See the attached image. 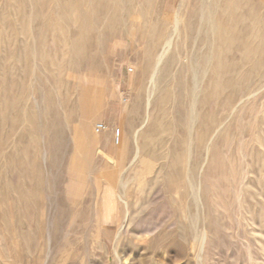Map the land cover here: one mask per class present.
Returning <instances> with one entry per match:
<instances>
[{"label": "rangeland", "instance_id": "obj_1", "mask_svg": "<svg viewBox=\"0 0 264 264\" xmlns=\"http://www.w3.org/2000/svg\"><path fill=\"white\" fill-rule=\"evenodd\" d=\"M227 1L0 0V264H264V0Z\"/></svg>", "mask_w": 264, "mask_h": 264}, {"label": "bare ground", "instance_id": "obj_2", "mask_svg": "<svg viewBox=\"0 0 264 264\" xmlns=\"http://www.w3.org/2000/svg\"><path fill=\"white\" fill-rule=\"evenodd\" d=\"M214 1V0H213ZM230 2L231 1H233V0H229ZM229 1H227V2H229ZM237 1V0H236ZM242 1V0H241ZM243 1H245V0H243ZM242 1V2H243ZM249 1V0H248ZM98 2V1H97ZM221 2H222V0H221ZM235 3V2H234ZM244 3V2H243ZM226 4H228V3H226ZM233 4V3H232ZM237 4V3H236ZM240 4V3H239ZM224 5V4H223ZM231 5V4H230ZM245 5H246V2H245V4H244V7L243 8H245ZM228 6V5H227ZM233 6V5H232ZM234 6H237V5H235L234 4ZM240 6V5H239ZM232 8V7H231ZM239 8V7H238ZM251 8V7H250ZM222 9V8H221ZM224 9V11L222 10H220L219 12H217L216 13V15H220V16H226V15H228L227 14V11H229V9L230 8H223ZM242 9V8H241ZM233 9H231V11H232ZM235 10H236V8H235ZM240 10V9H239ZM245 10H246V8H245ZM236 12V11H235ZM240 12H241V10H240ZM246 12H250V11H246ZM205 13V12H204ZM235 14V13H234ZM233 15V14H232ZM236 15V14H235ZM240 15V14H239ZM236 17V16H235ZM234 17V18H235ZM227 19V18H226ZM231 20H233L232 18H230ZM239 19V18H238ZM176 20H178V19H175V21ZM230 20V21H231ZM239 20H241V19H239ZM238 20V21H239ZM260 21V20H259ZM236 22V21H235ZM241 22V21H240ZM244 22V21H243ZM254 22V21H253ZM252 22V23H253ZM232 23H234V22H231V24ZM261 23V22H260ZM175 24V23H174ZM238 23H236V25H237ZM255 24V23H254ZM258 23H256V25H257ZM239 25H241V23L239 24ZM226 26H229V25H226ZM253 26V25H252ZM232 27H233V25H232ZM260 27V26H259ZM262 27V26H261ZM230 28V29H229ZM239 28V27H238ZM253 28V27H252ZM233 29V28H232ZM232 29H231V27H228V28H226V29H223V28H214V27H211L209 30H208V32L205 34V39H207V37H208V35H210V37H211V39L213 40V41H217V42H222V41H224V42H227V41H231L232 39L231 38H229V32L230 31H232ZM217 30V31H216ZM250 30H252V29H249V32H250ZM253 30H254V28H253ZM252 30V31H253ZM255 30H256V28H255ZM234 31V30H233ZM176 32H177V30H176ZM239 32V31H238ZM257 32V31H256ZM233 33V32H232ZM231 33V34H232ZM245 33H247V32H245ZM245 33H244V37H245ZM237 34V33H236ZM241 34V33H240ZM176 35H178V34H176ZM253 35V34H252ZM256 35V34H255ZM254 35V36H255ZM178 37V36H177ZM238 39V38H237ZM240 39V38H239ZM242 39V38H241ZM236 40V39H235ZM243 42H245V44L243 45V48L244 49H246L244 52H241L240 53V60L242 61V62H249V59L251 60L250 62L252 63V62H255V59L258 57V54H260V53H258V52H253V51H249L248 49H259L260 47H263V43H264V41L263 40H261L259 37H255V38H253L252 36H250V34L248 35V36H246L245 38H243ZM239 41V40H238ZM222 56H224L223 54H222V52H208L206 55H204V57H203V63L205 64V65H208V70L209 71H211L212 72V75L215 77V79L216 80H219L220 79V76H221V73H222V71H223V68H222V65H224L225 64V60H224V58L222 57ZM254 57H255V59H254ZM247 70H239V71H237V72H234L233 74H232V76H230V78H232V79H234V80H245V79H247V78H249L248 77V74H247V72H246ZM250 72V71H249ZM203 78H204V76H203ZM215 87L216 88H219V85L218 84H216L215 85ZM99 125H101V128L100 129H96L95 128V132H97V133H99V132H101V131H103L104 130V125L103 124H101V123H98V124H96L95 125V127H97V126H99ZM120 131L119 130H116L115 132H114V143L115 144H118L119 143V141H120V133H119ZM121 140H122V134H121Z\"/></svg>", "mask_w": 264, "mask_h": 264}, {"label": "built area", "instance_id": "obj_3", "mask_svg": "<svg viewBox=\"0 0 264 264\" xmlns=\"http://www.w3.org/2000/svg\"><path fill=\"white\" fill-rule=\"evenodd\" d=\"M101 128V125L97 126L96 129H100Z\"/></svg>", "mask_w": 264, "mask_h": 264}]
</instances>
